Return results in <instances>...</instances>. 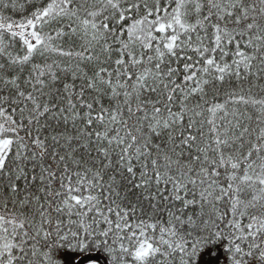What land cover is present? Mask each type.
Returning a JSON list of instances; mask_svg holds the SVG:
<instances>
[{"label":"trees","instance_id":"1","mask_svg":"<svg viewBox=\"0 0 264 264\" xmlns=\"http://www.w3.org/2000/svg\"><path fill=\"white\" fill-rule=\"evenodd\" d=\"M4 137L0 264H264V0H0Z\"/></svg>","mask_w":264,"mask_h":264},{"label":"water","instance_id":"2","mask_svg":"<svg viewBox=\"0 0 264 264\" xmlns=\"http://www.w3.org/2000/svg\"><path fill=\"white\" fill-rule=\"evenodd\" d=\"M90 258H98L103 264H107L106 260L99 254H89L84 257H82L77 264H83L85 261H87Z\"/></svg>","mask_w":264,"mask_h":264},{"label":"rangeland","instance_id":"3","mask_svg":"<svg viewBox=\"0 0 264 264\" xmlns=\"http://www.w3.org/2000/svg\"><path fill=\"white\" fill-rule=\"evenodd\" d=\"M10 137H4L0 139V156L3 154V152L7 149L9 143H10Z\"/></svg>","mask_w":264,"mask_h":264}]
</instances>
